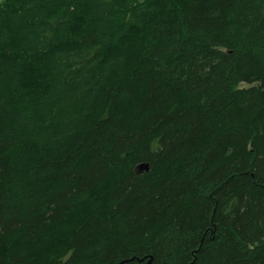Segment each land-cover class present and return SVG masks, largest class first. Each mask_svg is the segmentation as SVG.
<instances>
[{"label": "trees", "instance_id": "trees-1", "mask_svg": "<svg viewBox=\"0 0 264 264\" xmlns=\"http://www.w3.org/2000/svg\"><path fill=\"white\" fill-rule=\"evenodd\" d=\"M0 264H264V0H0Z\"/></svg>", "mask_w": 264, "mask_h": 264}, {"label": "water", "instance_id": "water-1", "mask_svg": "<svg viewBox=\"0 0 264 264\" xmlns=\"http://www.w3.org/2000/svg\"><path fill=\"white\" fill-rule=\"evenodd\" d=\"M139 170H147V167L145 165H140Z\"/></svg>", "mask_w": 264, "mask_h": 264}]
</instances>
